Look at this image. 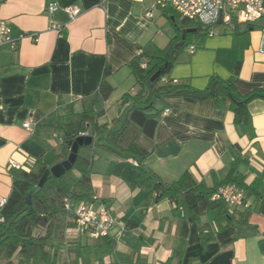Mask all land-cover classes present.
<instances>
[{
  "label": "crops",
  "instance_id": "crops-1",
  "mask_svg": "<svg viewBox=\"0 0 264 264\" xmlns=\"http://www.w3.org/2000/svg\"><path fill=\"white\" fill-rule=\"evenodd\" d=\"M155 2L0 0V20L7 23L16 43V50L0 48V202L12 189L11 159L29 170L48 148L57 162L68 158L65 133L70 130L69 111L100 114L97 123L107 126L103 135L122 126L132 106L119 107V103L125 94L139 91L128 64L137 56L151 57L157 49L167 48L177 35L167 9H154ZM51 4L59 6L53 14L48 12ZM70 6L81 9L73 21L64 11ZM149 12H153L152 18L147 16ZM53 23L65 26L63 31L53 29ZM263 23L246 25L234 20V29L218 23L214 34L193 53L189 49L195 45L186 49L169 78L189 80L198 90H204L212 77L234 78L240 95L264 90ZM107 66L111 70L107 81L113 91L107 100L99 101ZM230 105L225 97L220 102L215 98L191 102L165 97L149 111L159 114L154 137L130 124L117 142L121 154L96 147L92 186L97 198L108 201L116 220L100 239L103 244L111 243L114 252L136 258L133 246L140 243L139 254L148 264H264V185L259 190L261 198L243 191L249 207L246 219L216 230L206 216L200 222L175 216L169 200L152 203L149 191L135 186L138 170L131 162L141 161L126 153L132 145L144 150L148 154L144 166L167 184L190 172L197 182L208 186L213 185L214 174L225 178L240 154L249 162L239 166V172L247 175L246 184L257 176L264 184V99H256L248 107L254 138L236 127ZM27 120L36 124L34 133L23 128ZM105 144L104 139L99 142ZM91 205L96 208L101 203ZM208 232L214 233L211 241H205ZM124 234L135 239L127 244ZM68 238L75 247L83 245L79 264L115 261L114 253L99 255L96 249L85 247L100 241L89 234L72 229Z\"/></svg>",
  "mask_w": 264,
  "mask_h": 264
},
{
  "label": "trees",
  "instance_id": "trees-1",
  "mask_svg": "<svg viewBox=\"0 0 264 264\" xmlns=\"http://www.w3.org/2000/svg\"><path fill=\"white\" fill-rule=\"evenodd\" d=\"M165 12L177 35L167 48L157 49L151 57L137 56L128 64L139 91L135 94H125L119 103V107L127 104L132 106L122 126L116 131L103 135L107 126L97 123L96 118L100 114H75L69 111L68 127L70 130L65 133V145L68 146L70 142L75 141L83 132H89L93 142L91 145L79 149L76 163L64 175L49 177L42 190L34 196L31 205L26 203L27 194L39 184L44 172L58 161L53 150L48 148L46 154L36 159L33 167L29 170L10 169L12 189L1 209L5 222L0 224V263H58L68 231L76 230L74 213L67 206L70 204L73 207L80 202L87 204L100 202L109 207L108 201L97 198L91 182L96 147L102 146L121 154L122 150H119L117 142L130 124L139 126L148 137H154L159 123V114H151L149 111L154 108L155 102L162 98L182 97L191 102L204 101L209 98H215L220 102L221 98H228L231 102L230 110L234 114L236 127L243 134L254 138V126L248 107L256 99H264V90L240 95L236 90L234 78L225 81L212 77L204 90L193 88L189 80L170 79L171 69L180 61L186 49L190 45H195V48L199 47L214 27L206 26L198 20L183 18L171 8ZM184 32L186 33L183 36ZM176 45H179L177 49L174 48ZM110 72V67L107 66L97 95L99 101L107 100L113 91L107 81ZM157 73H159V77L152 81V77ZM238 73L239 67L236 68L235 75ZM88 125L92 129H88ZM103 139L106 144L99 145ZM126 153L141 161V163L137 162L138 165L135 166L138 170L135 186L149 191L152 203L169 200L174 206L173 214L191 222H200L202 217L206 216L210 224L216 226V230H223L236 219L238 222L246 219L249 207L244 208L243 212H239L232 210L231 208L235 207L230 206L223 199L214 198L223 186L233 184L242 191L261 198L259 190L264 185L262 179L257 176L250 185L246 184L247 175L239 172V166L241 164L248 165L249 162L240 157V154L233 161L229 174L223 179L214 174V183L212 186H208L205 182H197L190 172H185L178 181L167 184L144 166V162L148 158V154L144 150L137 145H132L126 150ZM245 202H247L246 197ZM202 227L204 229V226ZM80 234H88V232ZM102 237L97 239L100 240ZM204 238L205 241H211L214 238V233H205ZM130 239L135 238L124 234L123 240L127 244H130ZM138 240L140 239L137 238L136 241ZM110 244H103L100 240L94 246L85 247L96 249L99 255L114 253L115 261L110 264H148L146 258L139 254L142 244L138 243L137 246H133L134 251L138 253L136 258L114 252V247ZM77 245L72 249L75 253L74 260L63 264H79L83 245L81 243ZM99 264L105 263L100 259Z\"/></svg>",
  "mask_w": 264,
  "mask_h": 264
},
{
  "label": "built area",
  "instance_id": "built-area-1",
  "mask_svg": "<svg viewBox=\"0 0 264 264\" xmlns=\"http://www.w3.org/2000/svg\"><path fill=\"white\" fill-rule=\"evenodd\" d=\"M171 8L183 18L190 20H198L206 26L215 27L219 19L233 29L235 28L234 20L237 22L252 25L259 20L264 21V0H156L154 9ZM59 9L57 4H51L48 8L50 14L55 13ZM64 11L67 13L70 21L75 20L80 14L81 9L76 6L66 7ZM153 17V12L147 14ZM53 29L62 32L63 25L52 24ZM262 38L260 42V52L264 53V23L261 28ZM11 30L5 21L0 20V48L4 46L16 49V43L10 36ZM214 34L211 31L210 36ZM195 51L192 46L190 53ZM168 112V111H167ZM35 123L27 120L23 123V128L31 133L35 131ZM83 137H89V132L81 133ZM137 166L136 161L131 162ZM9 168H24L18 161L11 159L8 164ZM215 199H223L230 206L235 208H246L245 195L241 189L233 184L221 187L214 196ZM6 200L0 202V224L5 222L1 209L4 207ZM72 210L75 216L76 231L78 233L88 232L91 238H98L106 235L115 225V217L109 207L104 204L94 207L91 204L80 202L75 206L70 204L67 206Z\"/></svg>",
  "mask_w": 264,
  "mask_h": 264
},
{
  "label": "water",
  "instance_id": "water-1",
  "mask_svg": "<svg viewBox=\"0 0 264 264\" xmlns=\"http://www.w3.org/2000/svg\"><path fill=\"white\" fill-rule=\"evenodd\" d=\"M218 23H222V19H219ZM185 33L186 32L183 33V36L185 35ZM179 45H176L174 48L177 49ZM157 77H159V73L155 74L152 77V81H154ZM92 142H93V138L90 136L89 137L80 136L75 141L70 142L68 144V148L70 150V154L68 158L64 161L54 163L49 169H47L44 172L39 184L35 186L32 190H30L29 193L27 194L26 203L28 205L32 204L34 196L37 195L42 190V188L44 187L45 183L47 182V180L51 175L55 177H61L67 171H69L72 168V166L76 163L79 149L83 146L91 145ZM262 249L264 251V244L262 245Z\"/></svg>",
  "mask_w": 264,
  "mask_h": 264
},
{
  "label": "rangeland",
  "instance_id": "rangeland-1",
  "mask_svg": "<svg viewBox=\"0 0 264 264\" xmlns=\"http://www.w3.org/2000/svg\"><path fill=\"white\" fill-rule=\"evenodd\" d=\"M74 235V234H73ZM70 237L72 236V233L69 235ZM73 239L68 238L62 248V251L60 253L59 259H58V263L57 264H63L66 262H72V260H74L75 258V253L72 250L75 247V243L72 241ZM3 264V263H0Z\"/></svg>",
  "mask_w": 264,
  "mask_h": 264
}]
</instances>
